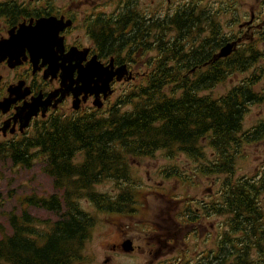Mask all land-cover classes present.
<instances>
[{
  "label": "flooded vegetation",
  "instance_id": "af4514ba",
  "mask_svg": "<svg viewBox=\"0 0 264 264\" xmlns=\"http://www.w3.org/2000/svg\"><path fill=\"white\" fill-rule=\"evenodd\" d=\"M257 49L264 51V0H0V146L20 143L53 117L108 115L117 86H146L162 70L187 71L192 80L236 69L240 54ZM108 79L106 98L81 90ZM262 137L248 144L252 177L237 174L235 143L227 173L220 157L176 154L186 157L180 166L165 159L156 175H139L136 168L164 150L130 160L129 175L101 177L74 202L92 224L86 237L66 242L76 249L60 264H264ZM242 179L262 189L248 209L240 207ZM54 196L62 214L63 194L40 199ZM92 212L105 223L97 226Z\"/></svg>",
  "mask_w": 264,
  "mask_h": 264
},
{
  "label": "trees",
  "instance_id": "16d2710c",
  "mask_svg": "<svg viewBox=\"0 0 264 264\" xmlns=\"http://www.w3.org/2000/svg\"><path fill=\"white\" fill-rule=\"evenodd\" d=\"M240 59L236 69L214 68L192 80L187 71L162 70L157 81L151 76L146 86L127 88L108 115L81 112L75 118L53 117L20 143L0 146V164L29 169L34 160L40 161L65 204L61 214L58 196L50 202L33 197L35 207L59 214L56 221L44 223L42 230L26 212L11 217V232H0V264H60L61 258L76 249L66 242L86 237L92 224L88 216L76 212L74 202L88 195L101 177L129 175L130 160L151 158L164 150L170 157L185 154L203 159L208 147L212 152L208 158L224 159V172H229L232 164L228 162L234 156H227V150L234 143L247 146L264 136V125L242 132L248 106L264 103V51L240 54ZM237 73L247 76L224 94H202ZM173 170L166 168L165 174ZM257 190L261 186L241 180V208L251 207Z\"/></svg>",
  "mask_w": 264,
  "mask_h": 264
},
{
  "label": "rangeland",
  "instance_id": "374dc122",
  "mask_svg": "<svg viewBox=\"0 0 264 264\" xmlns=\"http://www.w3.org/2000/svg\"><path fill=\"white\" fill-rule=\"evenodd\" d=\"M247 76V73L235 74L226 79V81L220 85H217L209 91H204L202 94H209L217 97L224 94L228 89H230L235 84L239 83L242 79ZM115 90V95L111 99V103H115L116 100L123 94L127 89L126 87L118 88ZM264 125V103L253 104L248 106V111L244 116L242 122V132H246L257 126L258 124ZM207 155L211 156L212 152L208 147ZM254 148L248 145L242 146L240 149V158L236 162V172L238 175H251L252 177L255 173L256 163L255 154L253 153ZM184 156H176L167 158V155H156L152 159L143 161L144 159H139L143 161L142 165L145 167L136 168L139 171V175L145 176L156 175L158 169L164 168V163L168 159L173 163V165L180 166L183 161ZM259 168H263V165H259ZM137 174V173H136ZM55 190L52 186V179L48 177L41 168V164L38 161L34 162V165L29 169H23L20 167L13 166L10 162H5L0 164V232L10 233L11 226L9 219L13 216L19 217L23 212H26L28 216L38 221L40 224L37 226L39 230L43 228V224L47 221H56L59 216L53 212L40 209L27 207L26 199L30 197L44 198L49 193ZM92 217L97 220V226L105 223L104 214H97L92 212Z\"/></svg>",
  "mask_w": 264,
  "mask_h": 264
},
{
  "label": "water",
  "instance_id": "95a60500",
  "mask_svg": "<svg viewBox=\"0 0 264 264\" xmlns=\"http://www.w3.org/2000/svg\"><path fill=\"white\" fill-rule=\"evenodd\" d=\"M224 50V52L221 54V55H219L220 57L221 56H225L226 54H227V47H225L224 49H222V51ZM226 52V53H225ZM114 75V74H113ZM109 80L110 79H108L107 80V82H106V84L104 85V86H102V87H99V88H89V87H84V88H81V90L84 92V93H88V94H99V93H102L103 94V96H104V98H106L107 96H109L110 94H111V89H110V86L108 85L109 84ZM75 104H76V106L74 107L75 109H77V105L79 104V101L78 100H76L75 102H74ZM97 106H100L99 104L97 105ZM39 107V104H36V105H34L33 106V108L31 109V110H36L37 108ZM30 116L31 115H29L28 117H27V119H26V122L29 120V118H30Z\"/></svg>",
  "mask_w": 264,
  "mask_h": 264
}]
</instances>
